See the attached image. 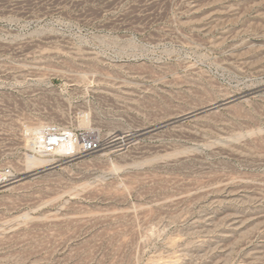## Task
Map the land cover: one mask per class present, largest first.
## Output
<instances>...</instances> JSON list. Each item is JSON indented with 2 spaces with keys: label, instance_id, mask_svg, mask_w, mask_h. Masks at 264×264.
I'll return each mask as SVG.
<instances>
[{
  "label": "rangeland",
  "instance_id": "374dc122",
  "mask_svg": "<svg viewBox=\"0 0 264 264\" xmlns=\"http://www.w3.org/2000/svg\"><path fill=\"white\" fill-rule=\"evenodd\" d=\"M0 264H264V0H0Z\"/></svg>",
  "mask_w": 264,
  "mask_h": 264
},
{
  "label": "built area",
  "instance_id": "2783aa9c",
  "mask_svg": "<svg viewBox=\"0 0 264 264\" xmlns=\"http://www.w3.org/2000/svg\"><path fill=\"white\" fill-rule=\"evenodd\" d=\"M30 139L31 150L44 158L60 156L59 151L72 142L83 146L82 150L86 153L97 151L101 147V142L95 135L82 130L63 128L50 122L37 126L30 134Z\"/></svg>",
  "mask_w": 264,
  "mask_h": 264
},
{
  "label": "bare ground",
  "instance_id": "6f19581e",
  "mask_svg": "<svg viewBox=\"0 0 264 264\" xmlns=\"http://www.w3.org/2000/svg\"><path fill=\"white\" fill-rule=\"evenodd\" d=\"M37 126H40V125H30V127L28 126L29 128V132L30 130H34ZM30 143V142H29ZM32 146V145H31ZM82 148H84L82 146ZM77 149V143L75 142H72L70 144H68L67 146H65L64 148L61 149V151H59V153H63V154H70V153H73L75 152ZM48 162H51L50 160H46V159H38V160H35V162L33 163L34 165H38V164H47Z\"/></svg>",
  "mask_w": 264,
  "mask_h": 264
}]
</instances>
